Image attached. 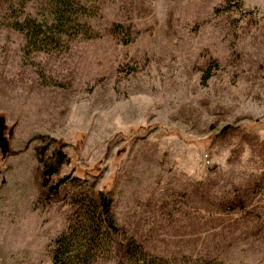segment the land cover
Instances as JSON below:
<instances>
[{"label": "rangeland", "instance_id": "obj_1", "mask_svg": "<svg viewBox=\"0 0 264 264\" xmlns=\"http://www.w3.org/2000/svg\"><path fill=\"white\" fill-rule=\"evenodd\" d=\"M78 1L94 36L40 51L0 8V264H51L80 187L110 190L125 235L172 264H264V195L217 211L264 164V0ZM55 148L48 182L65 183L47 195L38 156Z\"/></svg>", "mask_w": 264, "mask_h": 264}, {"label": "trees", "instance_id": "obj_2", "mask_svg": "<svg viewBox=\"0 0 264 264\" xmlns=\"http://www.w3.org/2000/svg\"><path fill=\"white\" fill-rule=\"evenodd\" d=\"M13 1L0 0V8L4 11V17L14 16L10 25L22 34L24 46L30 51H40L47 45H55L65 36H94L87 19L95 15V12L86 3L78 0H42L47 14L37 18L24 10L30 0L16 1V5H20L23 11L17 14H13L16 11ZM227 7L225 4L221 9L226 11ZM117 27L121 29L123 26ZM259 156L261 162H264V142ZM38 161L41 164L42 187L47 190V195L56 194L65 180L60 179L54 184L48 181L59 174L67 161L66 155L60 148H55L46 158L39 155ZM260 168L249 191L244 195L235 194L227 202H220L218 214L247 216L250 213L248 207L251 204L247 203L246 195H264V164ZM70 180V184L74 185L78 178L71 177ZM68 195L71 213L65 229L50 244L51 264H95L98 260L110 259L115 251L121 259L118 264H172L168 259L148 252L132 236L125 235L115 219L110 190L80 187Z\"/></svg>", "mask_w": 264, "mask_h": 264}, {"label": "water", "instance_id": "obj_3", "mask_svg": "<svg viewBox=\"0 0 264 264\" xmlns=\"http://www.w3.org/2000/svg\"><path fill=\"white\" fill-rule=\"evenodd\" d=\"M5 120L4 118L0 117V152L2 156L4 157L8 151H9V143L4 137V131H5Z\"/></svg>", "mask_w": 264, "mask_h": 264}]
</instances>
